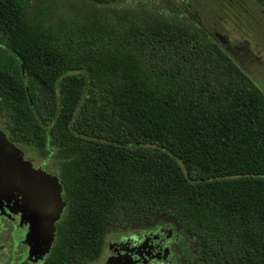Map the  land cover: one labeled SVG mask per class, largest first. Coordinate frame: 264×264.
Masks as SVG:
<instances>
[{
  "label": "trees",
  "instance_id": "trees-1",
  "mask_svg": "<svg viewBox=\"0 0 264 264\" xmlns=\"http://www.w3.org/2000/svg\"><path fill=\"white\" fill-rule=\"evenodd\" d=\"M69 1L27 18L0 0L2 129L66 204L43 264L96 261L107 233L155 224L173 228L171 264H264V93L173 0ZM119 48L156 82L92 83Z\"/></svg>",
  "mask_w": 264,
  "mask_h": 264
},
{
  "label": "flooded vegetation",
  "instance_id": "flooded-vegetation-1",
  "mask_svg": "<svg viewBox=\"0 0 264 264\" xmlns=\"http://www.w3.org/2000/svg\"><path fill=\"white\" fill-rule=\"evenodd\" d=\"M24 1H26L24 5V15L25 17L29 18L31 16V3L30 0ZM180 1L184 3L190 9V11L196 15L198 21L205 29V32L201 30L198 25L189 17V15L174 1V3L186 14V16L190 18L193 25L198 27L207 37L214 40L228 54V56L235 63H237L234 57H232V55L230 54V51L227 46L224 45L227 42L224 41L223 37L216 36V40L206 28L204 21L205 15L206 12H210V8L206 6V1ZM216 1L222 3V5L226 4L227 6H230V8L236 7L235 9L238 10V17L241 19V21H244L246 23H252L255 20H257L258 22L264 20V2L262 0ZM198 4H200V9H198L196 6ZM254 7H257L258 9L259 14L257 17L255 16L254 12L252 13L249 10ZM261 28L262 26L260 27V30H262L261 33L262 35H264V28ZM262 39L264 40V36L262 37ZM259 42L260 41H258L257 43ZM0 48L5 49V46L0 43ZM253 58V62L260 63L261 57L257 58L255 55H253ZM0 130L4 132L2 127H0ZM22 159L31 163L33 168L40 169L46 174L55 176L58 179L57 174L55 172L49 171L44 168V166L46 165L45 162H42L40 165L36 166L33 162L28 160L24 156V154L22 156ZM61 196L64 200L63 190ZM19 200L20 197L15 192H12L10 189H3L0 191V260L2 259V264H43L44 260L47 257V254L43 255L41 258L38 259H34L28 254V247L25 244V240L29 225L21 218V214L18 210V206L20 205L18 203ZM57 222H55V225ZM144 230L145 229H140L138 233H134L129 236H123L122 238L113 240L106 247H104L103 245V252L98 258H101L100 264H105L108 259L116 261L124 259L123 261L128 264H171V256L173 252V247L175 245L172 239L173 228L171 227L167 229L166 227H158L157 229L151 228L147 231ZM2 253L4 254L3 256Z\"/></svg>",
  "mask_w": 264,
  "mask_h": 264
},
{
  "label": "rangeland",
  "instance_id": "rangeland-1",
  "mask_svg": "<svg viewBox=\"0 0 264 264\" xmlns=\"http://www.w3.org/2000/svg\"><path fill=\"white\" fill-rule=\"evenodd\" d=\"M50 0H30L31 3V14L37 8H43L44 16L47 18L48 14V3ZM81 1V0H71ZM69 1V3H71ZM128 2L133 0H111L109 3L112 5L122 2ZM157 3H160L161 0H153ZM206 6L210 8V12H206L205 15V25L208 31L213 35L217 40L216 36L223 37L224 41L227 43L224 44L230 51L232 57L239 68L261 89L264 93L262 87L264 86V40L262 37V30L260 27L264 28V20L258 22L257 20L252 23H246L241 21L238 17V10L235 8H230V6L222 5V3L217 2L216 0H205ZM82 2H88L82 0ZM126 2V3H127ZM89 4L91 2H88ZM75 4V3H74ZM93 4V3H92ZM63 5V3H61ZM67 4L62 7H66ZM200 9V4L196 5ZM253 11H252V10ZM249 9L252 13L254 12L255 16H258L257 7ZM53 19L55 17H49ZM261 28V29H262ZM260 41L259 43H257ZM255 55L257 58L261 57L260 63L253 62ZM92 83L98 85L102 89H108L111 85L120 84L121 82H126L127 80H135L140 83L151 85L156 82L154 74L148 70L142 63L139 56L134 53H130L125 49L119 48L112 53V57L108 59L104 64H95L92 68ZM260 85H258V84ZM111 124V131L116 135L120 134L121 131V122L119 120H113ZM0 127H2L0 122ZM24 156L33 162L36 166L44 162L43 159L38 157L32 152L23 151ZM45 169L54 172V168L50 163H46L44 166ZM165 221V220H161ZM158 225V226H157ZM164 224L162 226H167ZM159 224H155L152 228L157 229ZM167 229L171 228L170 226L166 227ZM151 229L150 227L146 228L144 231ZM139 229H133L131 231H122V232H109L104 236L103 245L106 247L110 244L111 241L122 238L123 236H129L134 233H138ZM27 236V235H26ZM4 254L2 253V256ZM101 258L96 261L90 262L88 264H100ZM2 259L0 264H2ZM155 264V263H154Z\"/></svg>",
  "mask_w": 264,
  "mask_h": 264
},
{
  "label": "water",
  "instance_id": "water-1",
  "mask_svg": "<svg viewBox=\"0 0 264 264\" xmlns=\"http://www.w3.org/2000/svg\"><path fill=\"white\" fill-rule=\"evenodd\" d=\"M174 1L205 32L196 15L180 0ZM22 156V151L0 130V191L10 189L20 197L18 210L22 220L29 225L25 244L29 256L38 259L50 250L55 222L66 204L58 179L33 168ZM123 260L108 259L105 264H128Z\"/></svg>",
  "mask_w": 264,
  "mask_h": 264
},
{
  "label": "crops",
  "instance_id": "crops-1",
  "mask_svg": "<svg viewBox=\"0 0 264 264\" xmlns=\"http://www.w3.org/2000/svg\"><path fill=\"white\" fill-rule=\"evenodd\" d=\"M258 84V83H257ZM259 85V84H258ZM260 86V85H259ZM263 91H264V86L262 87Z\"/></svg>",
  "mask_w": 264,
  "mask_h": 264
}]
</instances>
